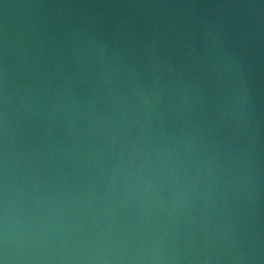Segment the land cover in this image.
Instances as JSON below:
<instances>
[{
    "label": "water",
    "instance_id": "obj_1",
    "mask_svg": "<svg viewBox=\"0 0 264 264\" xmlns=\"http://www.w3.org/2000/svg\"><path fill=\"white\" fill-rule=\"evenodd\" d=\"M264 264V0H0V256Z\"/></svg>",
    "mask_w": 264,
    "mask_h": 264
},
{
    "label": "clouds",
    "instance_id": "obj_2",
    "mask_svg": "<svg viewBox=\"0 0 264 264\" xmlns=\"http://www.w3.org/2000/svg\"><path fill=\"white\" fill-rule=\"evenodd\" d=\"M0 264H10V257L8 255V235L7 225L5 224L3 235V255L0 256Z\"/></svg>",
    "mask_w": 264,
    "mask_h": 264
}]
</instances>
